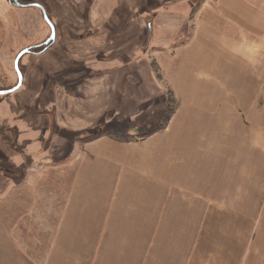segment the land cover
<instances>
[{"label":"crops","instance_id":"crops-1","mask_svg":"<svg viewBox=\"0 0 264 264\" xmlns=\"http://www.w3.org/2000/svg\"><path fill=\"white\" fill-rule=\"evenodd\" d=\"M175 51L185 101L154 133L81 139L0 196V264H264V0H204Z\"/></svg>","mask_w":264,"mask_h":264},{"label":"rangeland","instance_id":"rangeland-1","mask_svg":"<svg viewBox=\"0 0 264 264\" xmlns=\"http://www.w3.org/2000/svg\"><path fill=\"white\" fill-rule=\"evenodd\" d=\"M204 0H0V196L37 159L70 157L98 135L140 139L184 103L178 47ZM45 48V49H44ZM22 157H21V156ZM36 159V160H35Z\"/></svg>","mask_w":264,"mask_h":264},{"label":"water","instance_id":"water-1","mask_svg":"<svg viewBox=\"0 0 264 264\" xmlns=\"http://www.w3.org/2000/svg\"><path fill=\"white\" fill-rule=\"evenodd\" d=\"M11 4H14L16 7L18 8H26V7H35V8H38L42 14H43V17L46 21V23L49 25V27L51 28V31H52V35L51 37L46 41L45 45H49L51 42H53L55 40V28L53 26V24L51 23V21L49 20V17L46 13V10L44 9L43 6L39 5V4H36V3H32V4H27V5H23V4H20L17 0H8ZM32 50V48H28L24 51H22L16 58V61H15V70L17 72V75H18V79H19V82H18V85L11 89V90H8V91H0V95H8V94H11V93H14L15 91L19 90L22 86V83H23V75L22 73L19 71V62L20 60L23 58V56H25L26 54L30 53Z\"/></svg>","mask_w":264,"mask_h":264},{"label":"trees","instance_id":"trees-1","mask_svg":"<svg viewBox=\"0 0 264 264\" xmlns=\"http://www.w3.org/2000/svg\"><path fill=\"white\" fill-rule=\"evenodd\" d=\"M28 54H30V53H28ZM19 71H20V70H19ZM20 72H21V71H20ZM160 126H161V125L158 124L156 127L146 130V132L144 133L143 136H149V135H151V134L154 133V132H155ZM99 137H101V136L98 135V136L95 137V138H91V140H95V139H97V138H99ZM91 140L89 139L88 141H91Z\"/></svg>","mask_w":264,"mask_h":264},{"label":"flooded vegetation","instance_id":"flooded-vegetation-1","mask_svg":"<svg viewBox=\"0 0 264 264\" xmlns=\"http://www.w3.org/2000/svg\"><path fill=\"white\" fill-rule=\"evenodd\" d=\"M18 1V0H17ZM24 5V4H23ZM46 43V42H45ZM44 46H46L45 44H44ZM45 49V48H44Z\"/></svg>","mask_w":264,"mask_h":264}]
</instances>
